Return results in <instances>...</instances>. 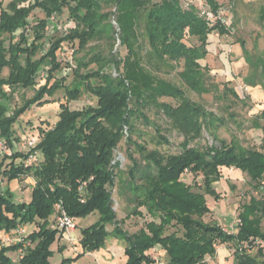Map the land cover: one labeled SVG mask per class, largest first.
Instances as JSON below:
<instances>
[{"label":"trees","instance_id":"1","mask_svg":"<svg viewBox=\"0 0 264 264\" xmlns=\"http://www.w3.org/2000/svg\"><path fill=\"white\" fill-rule=\"evenodd\" d=\"M206 5L214 16L222 11L218 0H206ZM37 9L44 18L36 21L32 16ZM64 15L67 24L47 36L50 18ZM259 17L262 23L264 8ZM234 27L220 20L212 25L199 7L181 0H11L6 6L0 2V141L11 147L34 134L39 137L35 150L42 155L30 166L25 165V153L0 155V183L34 181L28 202L16 203L11 189L0 192V235L18 226L38 228L27 236L33 246L20 260L9 255L20 245L0 246V264H50L52 246L61 234L49 222L59 203L76 220L98 216L80 230L81 253L62 264L101 250L109 238L125 243V264H208L207 257H215L221 245L233 247L234 264H264V137L259 148L244 147L237 138L227 142L219 130L228 120L186 93L217 92L200 62L209 54L210 35H230ZM64 45L73 49L76 63L69 84L63 71L72 66L60 58ZM244 54L249 73L243 83L264 91V55L253 56L246 49ZM46 67V82L36 89L39 72ZM5 69L9 73L3 77ZM173 73L180 85L169 78ZM27 89L34 95L12 108L15 93ZM59 91L65 92L67 102L60 104L53 127L18 135L14 126L20 118L35 105L55 103L52 98ZM83 92L96 104L72 110L70 102ZM227 93L237 102L247 100L234 89L226 88ZM151 112L158 122L151 120ZM229 117L233 120L234 115ZM141 125L155 131L154 147ZM252 128L264 134V110ZM170 132L183 137L179 151L172 152L165 135ZM205 133L213 144L201 145ZM122 143L130 162L125 170L115 156ZM231 168L249 178L254 193L242 205L236 233L205 221L211 212L207 196L219 200L214 184L222 179L221 169ZM188 174L194 176L193 184L184 181ZM199 177L201 184L196 182ZM116 187L132 208L128 218L144 217V209L152 219L136 233L125 231L124 221L118 220ZM171 228L176 230L170 232ZM157 247L165 251L160 263L149 254ZM58 250L64 252L65 247Z\"/></svg>","mask_w":264,"mask_h":264},{"label":"rangeland","instance_id":"2","mask_svg":"<svg viewBox=\"0 0 264 264\" xmlns=\"http://www.w3.org/2000/svg\"><path fill=\"white\" fill-rule=\"evenodd\" d=\"M11 0H0L3 6H6ZM185 5L191 3L199 9L206 5V0H181ZM222 5V16L226 23L230 26L235 25L232 33L226 36H220L217 33L209 37V54L205 60L200 63L203 67H207L209 75V83L217 86V92L212 94L198 95L186 89L187 96L204 106L208 111H213L228 120L226 127L219 130L220 138L230 142L233 138H237L239 143L244 147L259 148L263 144L264 134L261 130L252 128V122L257 115L264 110V91L262 87H249L245 89L242 78L249 73V65L246 61L244 50L246 49L251 55H264V21L261 23L259 17L261 8H264V0H235V5L231 0H218ZM32 18L34 20L43 19L44 14L40 10H35ZM55 27H62L66 25L67 15L59 19H55ZM56 29V28H55ZM62 29V28H61ZM32 38V35H31ZM30 38V39H31ZM122 55H125V50H121ZM79 57L83 53L78 54ZM64 58L69 66H64L63 75L67 76V84L71 83L74 78L73 68L76 67L75 60H71L69 51L60 55ZM94 67V66H92ZM181 70V69H179ZM178 70V71H179ZM9 71L5 69L2 76L6 77ZM211 77V80H210ZM175 83L181 84L176 73L171 77ZM234 89L237 94L244 99L247 97L245 104L235 101L230 94H225V89ZM34 95L33 89L18 90L13 96L12 108L21 107L26 99ZM55 103L44 106H33L31 109L20 118L19 124L14 127L18 135L38 132L40 129H50L59 119L60 104L67 102L64 91H59L52 98ZM88 100L91 105L96 104V100L88 93L83 92L77 101L70 102L69 106L72 110H81L88 106ZM165 102H173L170 99H163ZM229 114L234 115L233 120L230 119ZM151 120L159 121L154 112L149 113ZM19 125V126H18ZM141 129L145 134L147 141H150V147H154L153 138L155 139V131L151 128H146L141 125ZM172 143V152L179 151V144L183 141V137L176 132L165 133ZM17 141H14L8 151L11 155L18 149L16 148ZM213 144L212 139L205 133L201 140V145ZM5 147V146H4ZM126 144L122 143L115 152L116 160L122 164V169L125 170L130 162L125 155ZM2 155V154H1ZM6 156H10L6 154ZM222 179L214 184V187L219 194V200L215 201L212 197L207 196V204L211 212L205 217L208 223H216L222 225L223 228L236 233L237 229L233 228V223L238 218L242 210L244 202H248L250 197L254 194L250 186V180L240 171L236 169H221ZM184 181L187 184H193L194 176L188 174L184 176ZM196 182L202 183V178L199 177ZM34 181L32 179L23 178L20 181L8 183L6 179H2L0 188L3 192L8 189L14 194L16 203L28 202L31 198V187ZM114 209L117 212L118 220L124 221L122 227L130 234L138 232L145 226V223L151 221V217L147 215L146 211L142 209L144 217L131 216L128 218L131 206L119 197L118 187L114 190ZM259 197V196H257ZM98 219L97 215L89 216L86 219L76 220V230L72 236H62L59 241L52 246L53 256L50 258V264H62L64 259L75 258L82 249L79 244L81 234L80 230L93 224ZM27 234L37 231L36 224L26 225ZM108 229L111 231L112 226ZM262 229L264 230V220L262 221ZM171 228V231H175ZM65 247L64 252L58 250L59 247ZM125 243L121 240L109 238L105 247L94 253L86 254L79 258L76 262L67 264H125L126 258L124 255ZM234 249L231 245H221L217 247L215 257H207L208 264H234L233 263ZM158 262L165 260V251L159 247L149 251ZM13 260L16 261L18 257L15 253H9ZM160 263V262H159Z\"/></svg>","mask_w":264,"mask_h":264},{"label":"built area","instance_id":"3","mask_svg":"<svg viewBox=\"0 0 264 264\" xmlns=\"http://www.w3.org/2000/svg\"><path fill=\"white\" fill-rule=\"evenodd\" d=\"M31 2H35V0H31ZM202 15H204L208 21L213 25L215 24L218 20L222 21L227 27H230L222 16V11H220V14L218 16H214L212 12H210L208 7H203L200 8ZM55 17L52 16L50 18V24L46 27V33L47 36H52L55 31ZM233 31V30H232ZM232 33V32H231ZM228 36V35H227ZM32 41V39L30 40ZM49 48V44H46L45 50L42 52V55L46 53V51ZM69 51L71 55V60H73V49L68 47L67 45H64L62 48V51L60 55L64 54V52ZM68 61V60H67ZM69 62V61H68ZM49 67H46L44 70L39 72L38 75V82L36 84V89L41 87L42 85L45 84ZM245 86V89L248 90L249 87ZM88 105L91 104V102L88 100ZM39 143V137L34 134L26 135L25 137L22 138L20 142L17 143L16 148L18 151L16 152H21L27 154V160L25 162L26 166L34 165L37 164L41 161L42 155L38 151H36V147ZM5 146V147H4ZM8 146L5 144L4 141H0V155L4 156L6 154L11 155V151H8ZM233 170V168H231ZM187 172V171H186ZM0 188V192H1ZM240 224V220L237 218L235 222L233 223V228L238 227ZM49 226L52 230L58 231L62 236H72L73 232L76 230V219L69 216L64 209L62 208V205L56 204L55 205V211L52 219L49 222ZM224 231L227 233H232L231 231H228L227 229L224 228ZM27 230L25 226H18L16 229L12 230L11 232H2L0 235V246H17L20 245V248L15 252L16 256L18 257L17 260H20L23 258L25 255V251L27 248H30L33 246V243L30 240H27ZM15 261V260H14Z\"/></svg>","mask_w":264,"mask_h":264}]
</instances>
